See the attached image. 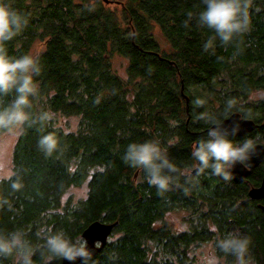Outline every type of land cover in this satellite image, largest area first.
Masks as SVG:
<instances>
[{
  "label": "trees",
  "instance_id": "trees-1",
  "mask_svg": "<svg viewBox=\"0 0 264 264\" xmlns=\"http://www.w3.org/2000/svg\"><path fill=\"white\" fill-rule=\"evenodd\" d=\"M12 2L29 24L7 42L8 54H39L41 96L32 111H49L53 119L42 130L26 126L17 137L13 173L0 180V196L11 204L0 208V230L21 228L36 244L41 229L78 238L95 220L116 222L93 257L96 264H209L191 256L192 245L238 232L250 237L254 264H264V213L248 200L249 186L210 170L196 175L191 157L193 144L207 137L205 118L223 121L240 112L264 120V100L252 99L264 90V0H254L242 40L229 46L217 41L214 52L203 50L213 33L195 19L202 0ZM116 56L127 59L125 76L115 67ZM229 100L234 107L225 116ZM49 132L62 146L51 157L38 147ZM154 138L186 174L163 196L143 170L121 159L129 143ZM17 178L23 187L13 191ZM84 184L85 198L64 200L69 189ZM176 208L190 211L186 230L175 232L166 223ZM225 259L232 264L231 256ZM0 264L13 259L0 258Z\"/></svg>",
  "mask_w": 264,
  "mask_h": 264
},
{
  "label": "clouds",
  "instance_id": "clouds-1",
  "mask_svg": "<svg viewBox=\"0 0 264 264\" xmlns=\"http://www.w3.org/2000/svg\"><path fill=\"white\" fill-rule=\"evenodd\" d=\"M254 0H202L205 6L195 16L200 27L211 30V35L203 45L205 52L215 51L217 41L224 46L237 45L243 36L250 31V9ZM193 19L188 13L185 27ZM29 24L26 14L16 9L12 0H0V132L10 135L22 133L25 127H36L40 130L48 126L53 119L49 111L32 109L39 101L41 92L36 77L41 74L39 54L27 53L20 57L8 54L7 42L17 37ZM13 95L5 104V98ZM257 99L264 100V90L257 92ZM231 100L227 101L223 112L227 116L233 109ZM215 116L205 118L210 125L207 137L193 144L191 157L196 164L193 166L196 175L210 170L212 175L225 181L233 180V169L239 163L247 166L250 158L256 153L258 135L248 137L242 142H234L230 135L239 132V124L229 131ZM39 149L51 157L62 151L59 138L54 133L42 134L38 140ZM129 167L143 170L149 185L157 189L161 196L172 186H179L178 180L186 174L180 170L168 150L159 139L129 143L121 157ZM8 172L0 167V180L6 179ZM187 178V177H186ZM13 191L22 189L19 178L10 184ZM187 191V189H185ZM11 207L6 197L0 196V208ZM37 243L34 244L28 233L17 228L6 232L0 230V258H12L13 264H36L38 256L40 264H51L54 260L82 264H96L93 252L84 237L72 238L62 231L41 229L36 233ZM251 239L238 232L224 237L217 236L215 248L225 256L233 258L232 264H254L250 254ZM111 259V257H109Z\"/></svg>",
  "mask_w": 264,
  "mask_h": 264
},
{
  "label": "rangeland",
  "instance_id": "rangeland-1",
  "mask_svg": "<svg viewBox=\"0 0 264 264\" xmlns=\"http://www.w3.org/2000/svg\"><path fill=\"white\" fill-rule=\"evenodd\" d=\"M113 6H115V3H113ZM116 6L118 7V5ZM114 62L118 73L121 76H125L127 59L121 56H116ZM252 99L259 100L257 99V93L253 94ZM69 118L72 123V127L75 128L78 125L79 117L74 116ZM18 135L19 133L10 135L6 131L0 133V167H3L8 172V177L13 173L12 150ZM87 189L86 184L79 187H73L65 193L64 200L70 197H73L75 201L85 198L87 195ZM189 214L190 211L186 208L174 209L166 214L165 220L173 231H183L189 226V223L186 220ZM190 254L200 263L206 262L209 264H226L225 256L216 250L215 244L211 240L201 241L196 246L192 245Z\"/></svg>",
  "mask_w": 264,
  "mask_h": 264
},
{
  "label": "water",
  "instance_id": "water-1",
  "mask_svg": "<svg viewBox=\"0 0 264 264\" xmlns=\"http://www.w3.org/2000/svg\"><path fill=\"white\" fill-rule=\"evenodd\" d=\"M103 1L109 3L111 0H103ZM186 99L188 102V98ZM225 119L227 120L224 121V127L229 131L233 128L234 125L239 124L240 130L235 135H242L246 132L254 130L257 127V124L253 120L241 119L240 114L237 112L231 114L229 117ZM253 156L255 157V161H260L262 158H264V144H260V146L257 147V151ZM243 168H245V166L239 164H237L234 167L232 171H233V177L235 179H238L239 177H242L246 174L245 171L241 170ZM239 172H241L240 175ZM250 195L252 197L264 196V179L262 185L259 188H254L250 190ZM262 208L264 209V206ZM115 225L116 222L108 223L100 220H95L92 223H90L87 226V228L83 231L82 237H84V239L88 241V247L92 250L93 257H95L107 244ZM80 262H82L80 259H77L74 262L64 260L61 261V264H79Z\"/></svg>",
  "mask_w": 264,
  "mask_h": 264
},
{
  "label": "flooded vegetation",
  "instance_id": "flooded-vegetation-1",
  "mask_svg": "<svg viewBox=\"0 0 264 264\" xmlns=\"http://www.w3.org/2000/svg\"><path fill=\"white\" fill-rule=\"evenodd\" d=\"M237 113L240 114L241 119L253 120L257 124V127L254 130L246 132L242 135H230L229 138L232 139L234 142H242L243 140H245L248 137L254 138L255 136L258 135V137H259L258 143L264 144V120L263 121H257V120H254L252 118H248V117L243 116L242 113H240V112H237ZM239 165H241V164H239ZM241 170L245 171L246 174L242 177H239L238 179H235L233 177L232 181H234L237 184L248 185L249 186L248 200L255 203L257 205V207L259 209H261L262 212L264 213V209L262 208L264 206V196L263 197H252L250 195L251 189L259 188L263 183V179H264V158H262L260 161H255V157L252 156L250 158V160L248 161L247 166H245V168H243ZM240 174H241V172H239V175Z\"/></svg>",
  "mask_w": 264,
  "mask_h": 264
}]
</instances>
